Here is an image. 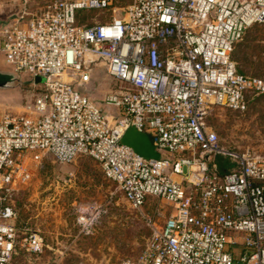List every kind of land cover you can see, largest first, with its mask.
Wrapping results in <instances>:
<instances>
[{"label":"built area","instance_id":"1","mask_svg":"<svg viewBox=\"0 0 264 264\" xmlns=\"http://www.w3.org/2000/svg\"><path fill=\"white\" fill-rule=\"evenodd\" d=\"M29 3L22 0L0 50L16 71L45 78L44 95L0 119V264L21 239L15 197L31 180L28 162L46 156L95 160L135 209L148 196L172 207L161 225L145 216L151 235L137 259L121 264H264V152L221 144L207 121L214 106L242 113L264 95V79L232 58L248 29L264 23V0ZM90 11L111 17L80 23ZM101 68L118 81L106 110L78 89ZM131 127L169 157L146 159L123 144ZM217 157L229 164L225 173ZM23 242L33 254L44 250L35 232Z\"/></svg>","mask_w":264,"mask_h":264},{"label":"rangeland","instance_id":"2","mask_svg":"<svg viewBox=\"0 0 264 264\" xmlns=\"http://www.w3.org/2000/svg\"><path fill=\"white\" fill-rule=\"evenodd\" d=\"M21 2L0 0V19L17 13ZM41 2L30 0L28 6L38 8ZM82 15L89 16L80 23L91 24L109 20L111 12ZM232 58L243 73L264 79V23L249 28ZM117 82L101 68L93 74L91 84L78 89L106 110L104 99ZM30 88L35 97L28 92ZM41 94L44 95L43 83L0 91V119L22 113L27 102ZM207 121L221 144L264 152V95L255 97L242 113L214 106ZM125 141L128 136L121 140L123 144ZM155 151L159 158L169 157L167 152ZM28 166L31 180L20 187L15 197L21 239L9 264H121L126 259H137L151 235L145 216L161 225L172 213V207L155 196H148L142 209L133 208L118 185L104 176L100 164L86 156L71 164H58L46 156L40 163L29 161ZM32 232L44 243L39 255L28 251L23 242L24 235Z\"/></svg>","mask_w":264,"mask_h":264},{"label":"water","instance_id":"3","mask_svg":"<svg viewBox=\"0 0 264 264\" xmlns=\"http://www.w3.org/2000/svg\"><path fill=\"white\" fill-rule=\"evenodd\" d=\"M17 15L18 12L5 19H0V39L4 35V31L9 28L17 18ZM25 75H29L30 77L26 79L24 77ZM44 81L45 78L42 76H34L25 71H16L15 68L7 62L4 52L0 50V91L20 89L26 83L30 86H35V84L43 83ZM28 92L31 93L33 97L36 96L33 89L30 88ZM32 101L33 100L28 101L27 104H31ZM127 136L128 141L124 142L125 145L132 147L138 154L146 159H159L152 140L147 134L135 128H130L123 136V140Z\"/></svg>","mask_w":264,"mask_h":264},{"label":"trees","instance_id":"4","mask_svg":"<svg viewBox=\"0 0 264 264\" xmlns=\"http://www.w3.org/2000/svg\"><path fill=\"white\" fill-rule=\"evenodd\" d=\"M107 12H110V11H107ZM88 16L89 15H80L79 16V20L80 21H82V22H84V21H86V19H88ZM79 21V22H80ZM103 22H105V21H103ZM91 24H94V23H91ZM256 25V24H255ZM249 30V29H248ZM247 33V32H246ZM246 35V34H245ZM245 37V36H244ZM234 59V58H233ZM240 71V70H239ZM240 72H242V71H240ZM243 73V72H242ZM216 162H217V164H218V171L220 172V173H225L227 170H228V166H229V164L227 163V161L224 159V158H222V157H217L216 158ZM15 210L17 211V209H16V207H15ZM18 213V212H17ZM16 225H17V223H16ZM17 227H18V225H17Z\"/></svg>","mask_w":264,"mask_h":264},{"label":"crops","instance_id":"5","mask_svg":"<svg viewBox=\"0 0 264 264\" xmlns=\"http://www.w3.org/2000/svg\"><path fill=\"white\" fill-rule=\"evenodd\" d=\"M110 120H111V122H114V118L111 116L110 117ZM151 138V137H150ZM17 216H18V213H17V211H16V220H17Z\"/></svg>","mask_w":264,"mask_h":264}]
</instances>
